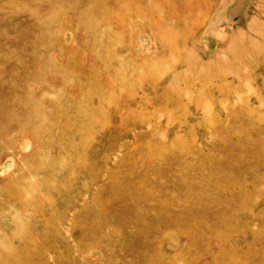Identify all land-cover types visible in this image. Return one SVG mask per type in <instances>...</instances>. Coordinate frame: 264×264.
Wrapping results in <instances>:
<instances>
[{
	"label": "rangeland",
	"instance_id": "1",
	"mask_svg": "<svg viewBox=\"0 0 264 264\" xmlns=\"http://www.w3.org/2000/svg\"><path fill=\"white\" fill-rule=\"evenodd\" d=\"M153 263L264 264V0H0V264Z\"/></svg>",
	"mask_w": 264,
	"mask_h": 264
},
{
	"label": "bare ground",
	"instance_id": "2",
	"mask_svg": "<svg viewBox=\"0 0 264 264\" xmlns=\"http://www.w3.org/2000/svg\"><path fill=\"white\" fill-rule=\"evenodd\" d=\"M95 56H98V55L95 54ZM106 57H109V56H106ZM99 58H100V57H99ZM99 58H98V59H99ZM101 59H102V58H101ZM99 60H100V59H99ZM102 60H103V59H102ZM102 60H101V61H102ZM120 68H121V67H120ZM65 70H66V69H65ZM146 71H147V70H146ZM139 75H140V74H139ZM140 76H141V75H140ZM143 76H145V72H143ZM148 76H149V75H148ZM150 77H151V76H150ZM141 79H142V78H141ZM149 81H150V80H149ZM92 82H93V81H92ZM150 84H151V83H150ZM94 89H95V88H94ZM88 92H89V90H88ZM91 93L93 94V92H91ZM91 93H90V94H91ZM100 94H101V93H100ZM112 95H113V94H112ZM100 98H101V97H100ZM102 98H103V97H102ZM85 100H87V99H85ZM85 100H84V101H85ZM101 101H102V100H101ZM104 101H105V99H104ZM104 101H103V102H104ZM106 101H108V100H106ZM106 101H105V102H106ZM85 102H86V101H85ZM100 104H101V103H100ZM106 104H108V103L106 102ZM124 104H125V103H124ZM87 105H88V104H87ZM177 105H178V104H177ZM98 107H100V106H98ZM177 107H178V106H177ZM103 109H104V108H103ZM90 110H91V109H90ZM92 110H93V109H92ZM99 110H100V109H99ZM101 110H102V109H101ZM89 112H90V111H89ZM93 112H94V111H93ZM102 114H103V113H102ZM93 115H94V113H93ZM97 116H98V115H97ZM99 117H100V116H99ZM96 118H97V117H96ZM94 119H95V118H94ZM88 124H89V123H88ZM84 125H85V124H84ZM81 127H82V129H83V126H82V125H81ZM89 127H90V125H89ZM93 127H94V125H93ZM86 129H87V128H86ZM91 129H92V128H91ZM99 129H100V128H99ZM101 129H102V128H101ZM84 130H85V129H84ZM88 130H90V129H88ZM69 131L71 132V130H69ZM78 131H79V130H78ZM98 131H99V130H98ZM80 132H81V130H80ZM88 132H90V131H88ZM225 132H226V131H225ZM82 134H84V133H82ZM92 134H93V133H92ZM90 135H91V133H90ZM79 136H80V135H79ZM87 136H88V135H87ZM70 137H71V136H70ZM66 138H67V136H66ZM78 138H79V137H78ZM82 138H84V137H82ZM221 138H222V137H221ZM88 139H89V138H88ZM90 139H91V138H90ZM222 139H223V138H222ZM225 139H226V138H225ZM225 139H224V140H225ZM71 142H72V140H71ZM86 142H88V141H86ZM90 142H91V141H90ZM154 142H155V141H154ZM68 143H69V142H68ZM72 143H73V142H72ZM83 143H85V142H83ZM91 143H92V142H91ZM151 143H152V142H151ZM156 143L158 144V142H156ZM70 144H71V143H70ZM74 144H76V143H74ZM87 144H88V143H87ZM137 144H138V143H137ZM154 144H155V143H154ZM159 144H160V143H159ZM227 144H228V143H227ZM79 145H81V144H79ZM84 145H85V147H87L86 144H84ZM148 145H149V144H148ZM148 145H147V146H148ZM71 146H72V145H71ZM145 146H146V145H145ZM149 146H150V145H149ZM154 146H155V145H154ZM157 146H160V145H157ZM81 147H82V146H81ZM88 147H89V146H88ZM165 147H166V146H165ZM89 148H90V147H89ZM89 148H87V149L89 150ZM67 149H68V148H67ZM70 149H72V148H70ZM73 149H74V148H73ZM145 149H147V148H145ZM151 149H152V148H151ZM75 150H77V149H75ZM80 150H81L80 152L82 153V150H83V149L81 148ZM58 151H59V150H58ZM63 151L65 152V150H64V146H63ZM86 151H87V150H86ZM146 151H148V150H146ZM68 152H69V151H68ZM69 153H70V152H69ZM83 153H84V152H83ZM158 153H159V151H158ZM84 155H85V154H84ZM67 156H68V155H67ZM69 156L71 157V154H70ZM72 156H73V154H72ZM153 156H154V155H153ZM50 157H51V156H50ZM78 157H79V156H78ZM80 157H81V156H80ZM148 157H149V156H148ZM174 157H175V156H174ZM59 158H60V156L58 157V159H59ZM49 159H50V158H49ZM49 159H48V160H49ZM62 159L65 160L64 158H62ZM75 159H77L76 156H75ZM75 159H74V161H75ZM169 159H170V158H169ZM171 159H172V158H171ZM173 159H174V158H173ZM51 160H52V159H51ZM51 160L49 161V163L51 162ZM53 160H54V159H53ZM69 160H70V158H69L67 161H69ZM131 160H132V159H131ZM54 161H55V160H54ZM54 161H53V162H54ZM56 161H57V160H56ZM56 161H55V163H56ZM167 161H168V160H167ZM170 161H171V160H170ZM78 162H79L78 164H80V161H78ZM82 162H83V161H82ZM82 162H81V163H82ZM85 162H86V161H85ZM133 162H134V161H133ZM64 163H65V161H64ZM71 163H72V162H71ZM73 163H74V162H73ZM56 164H57V163H56ZM78 164H75V168H77L76 165H78ZM82 164H84V163H82ZM174 164H175V163H174ZM65 165H66V164H65ZM84 165H85V164H84ZM86 165H88V164H86ZM170 165H171V164H170ZM45 166H46V165H45ZM56 166L58 167V165H56ZM63 166H64V165H63ZM70 166H71V165H70ZM70 166H69V167H70ZM79 166H81V165H79ZM47 168H48V163H47ZM58 168H59V167H58ZM58 168H57V169H58ZM61 168H62V167H61ZM75 168H74V169H75ZM81 168H83V167H81ZM86 168H87V167H86ZM86 168H85V169H86ZM49 169H50V168H49ZM63 169H64V168H63ZM68 169H69V168H68ZM77 169H79V168H77ZM161 169H162V168H161ZM65 170H66V169H65ZM52 171H54L53 168H52ZM57 171H58V170H57ZM57 171H56V172H57ZM66 171H67V170H66ZM66 171H65V172H66ZM150 171H151V170H150ZM74 172H75V171H74ZM153 172H154V170H153ZM57 173H58V172H57ZM59 173H61V172H59ZM69 173H70V172H69ZM66 174H68V173L66 172ZM57 175H58V174H57ZM68 175H69V174H68ZM63 176H64V175H63ZM65 176H67V175H65ZM65 176H64V177H65ZM50 177H51V175L49 176V179H50ZM143 177H145V176H143ZM52 178H54V177L52 176ZM172 178H173V177H172ZM61 179H63V178H61ZM61 179H60V180H61ZM65 180H66V178H65ZM154 180H155V179H154ZM63 181H64V179H63ZM63 181H61V183H62ZM45 183H46V182H45ZM56 183H57V182H56ZM58 183H60V181H59ZM55 185H56V184H55ZM64 185H65V184H64ZM114 186H115V185H114ZM48 187H49V186H48ZM55 188H56V187H55ZM55 188H54V189H55ZM113 188H114V187H113ZM45 189H46V188H45ZM51 189H52V188H51ZM51 189H50V190H51ZM46 190H47V189H46ZM52 190H53V189H52ZM55 190H56V189H55ZM55 190H54V191H55ZM108 191H109V190H108ZM114 191H115V190H114ZM51 192H52V191H51ZM135 192H136V191H135ZM53 193H54V192H53ZM55 195H56V194H55ZM127 197H128V195H127ZM45 201H46V200H45ZM114 201H115V200H114ZM118 201H119V200H118ZM115 202H116V201H115ZM47 203H48V202H47ZM112 203H113V202H112ZM123 204H124V203H123ZM42 206H43V204H42ZM106 208H107V207H106ZM106 208H105V209H106ZM113 208H114V207H113ZM35 209H36V207H35ZM105 209H104V210H105ZM104 210H103V212H105ZM113 211H114V210H113ZM124 211H125V210H124ZM103 212H102V214H103ZM127 212H128V211H127ZM106 213H107V212H106ZM106 213H105V216L107 215ZM72 215H73V214H72ZM108 215H109V214H108ZM131 215H132V214H131ZM162 215H163V213H162ZM135 216H136V215H135ZM135 216H134V217H135ZM108 217H109V216H108ZM108 217H107V218H108ZM170 217H171V216H170ZM116 218H117V217H116ZM154 218H155V217H154ZM199 218H200V217H199ZM164 219H165V218H164ZM168 219H169V218H168ZM171 219H172V218H171ZM154 220H155V219H154ZM157 220H158V219H157ZM162 220H163V219H162ZM165 220L167 221V219H165ZM202 220H203V218H202ZM202 220H201V221H202ZM168 221H170V220H168ZM139 222H140V221H139ZM150 222H151V220H150ZM152 222H153V221H152ZM172 222H173V221H172ZM175 222H176V221H175ZM168 223H169V222H168ZM181 223H182V222H181ZM208 223H209V222H208ZM208 223H207V224H208ZM114 224H115V223H114ZM178 224H179V223H178ZM199 224H200V223H199ZM211 224H212V223H211ZM168 225H169V224H168ZM111 226H112V225H111ZM165 226H166V225H165ZM165 226H164V227H165ZM170 227H171V226H170ZM209 227H210V226H209ZM212 228H213V227H212ZM220 228H221V227H220ZM142 229H143V228H142ZM201 229H202V228H201ZM221 229H222V228H221ZM222 230H223V229H222ZM143 231H144V230H143ZM220 231H221V230H220ZM142 233H143V232H142ZM143 234H144V233H143ZM145 236H146V235H145ZM147 236H148V235H147ZM58 237H59V236H58ZM142 237H143V236H142ZM143 238H144V237H143ZM146 238H147V237H146ZM144 239H145V238H144ZM144 239H143V240H144ZM146 240H147V239H146ZM146 240H145V241H146ZM135 241H136V240H135ZM98 244H99V243H98ZM116 244H117V243H116ZM151 246H152V245H151ZM146 247H147V246H146ZM151 251H152V250H151ZM103 252H104V251H103ZM138 253H139V252H138ZM144 254H145V253H144ZM149 254H152V253H148V255H149ZM140 255H141V254H140ZM150 256H151V255H150ZM153 256H154V254H153ZM148 257H149V256H148ZM105 258H106V257H105ZM138 258H139V257H138ZM151 258H152V257H151ZM153 259H154V258H153ZM147 260H148V259H147ZM104 261H105V260H104ZM144 261H146V260H144ZM153 264H154V263H153Z\"/></svg>",
	"mask_w": 264,
	"mask_h": 264
}]
</instances>
